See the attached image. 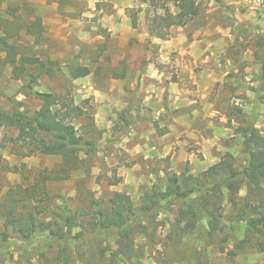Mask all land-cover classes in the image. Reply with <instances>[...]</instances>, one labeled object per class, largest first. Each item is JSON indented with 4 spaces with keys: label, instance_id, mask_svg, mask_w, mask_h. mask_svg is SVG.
I'll return each mask as SVG.
<instances>
[{
    "label": "rangeland",
    "instance_id": "1",
    "mask_svg": "<svg viewBox=\"0 0 264 264\" xmlns=\"http://www.w3.org/2000/svg\"><path fill=\"white\" fill-rule=\"evenodd\" d=\"M96 1L0 0V36L20 55L53 67L50 76L40 66H26L15 79L0 51V113L16 105L33 114L41 102L31 90L57 94L85 111L73 123L88 142L77 163L62 156L24 158L8 142L17 129L0 126V264H264L262 238L244 224L224 225L225 235L207 241L197 229L185 231L177 223L182 202L139 211L143 196L165 190L170 177L196 178L222 160L240 172V189L235 195L234 185H221L210 212L237 215L232 200L239 206L264 200V185L255 190L242 174L245 130L264 137V15L254 0H114L146 32L147 20L163 14L162 6L173 14L178 6L197 12L170 29L171 47L144 43L121 49L101 27L100 20L112 13L109 3ZM38 18L42 31L28 34L27 26ZM139 65L140 72L151 65L153 73L143 79L135 74ZM78 67L92 75L80 78ZM170 83L180 86L183 101L169 99ZM36 180H44L45 188ZM33 187L40 202L31 206L41 212L34 241L15 228L5 232V207L14 215L32 211L25 204ZM117 192L129 196L137 214L138 223L126 216L129 238L118 229L99 234L78 224L62 240L66 244L48 239L45 226L62 228L54 222L63 207L84 223L106 210ZM201 225L209 230L205 219Z\"/></svg>",
    "mask_w": 264,
    "mask_h": 264
},
{
    "label": "trees",
    "instance_id": "2",
    "mask_svg": "<svg viewBox=\"0 0 264 264\" xmlns=\"http://www.w3.org/2000/svg\"><path fill=\"white\" fill-rule=\"evenodd\" d=\"M156 1L154 0L153 3ZM161 8L164 10L163 14H154L152 18L147 20V32L149 36L162 40H167L170 37V29L173 26L185 25L188 21L187 15L194 16L197 13L191 7L178 6L180 11L177 14L171 13L164 6ZM132 26L136 27L135 18L132 20ZM42 29L40 19L27 26L28 34L32 35L42 31ZM0 51L4 53V62L11 68L12 76L15 79H19L24 74L26 66H40L44 69L46 75L51 76L53 74V67L46 66L37 58L20 55L18 48L9 43L5 36H0ZM78 73L81 77H85L89 74V70L88 68L78 67ZM31 94L41 102L40 108L33 114L22 111L16 105H14L11 112L0 113V126L13 127L18 131L15 138L8 140L15 147L16 155L24 158L37 155L62 156L69 157L77 163L78 155L82 153L85 145L88 146V142H84L83 137L77 134L73 121L84 116L85 111L78 106H69L62 96L57 94L32 90ZM244 145L248 149V156L242 174L249 175V184L252 185V188L261 190V185H264V137L251 129L245 130ZM234 169L232 163L229 164L222 160L196 178L184 177L180 182L178 178L170 177L165 190L154 191L143 196L139 211L148 214L163 203L182 202L183 207L179 210L177 223L179 225L184 224L183 230L197 229L207 238V241H214L217 237H221V234L225 235L222 226L235 222L244 224L247 228L252 229L254 233H258L263 244L264 200L258 203L245 202L241 206L238 205L239 203L236 200H232L231 203L236 209L238 208V214H229L227 217L215 216L208 207L211 205V198H215V195L217 198L219 197L217 191L221 189V185L226 188L234 185L232 192L235 195L238 193L240 184L236 178L239 171ZM215 179L217 182H213ZM190 181H193V185L190 184ZM35 183L36 185L41 183L42 188H45L44 180H36ZM23 190L24 192L30 191L29 189ZM35 190H37V187L32 188L33 194L28 198V203L25 204L26 207L29 206V209L32 208V211L29 210L25 214L14 215L15 210L13 208L5 207L8 210L5 232L9 228H15L14 231L23 233L22 237L24 239L33 240V235L39 227L36 220L41 214L37 210V206L35 208L31 206L34 201L40 202V195L37 197ZM61 212L56 216L54 225L62 223V228L54 230L48 224L45 226L46 230L49 231L48 239L60 238L61 241L66 240V238L70 239L68 231L77 227L78 224L90 226L91 229L100 231L99 234L118 229L125 238H129L130 226L127 223L129 221L126 216L134 217L131 222L138 223L135 220L137 214L133 211L129 196L120 192L115 193L109 200V207L106 210L95 212L92 218L84 223L76 221V214L66 207H63ZM203 219L207 221L209 230L201 225ZM21 222H24L22 226L20 225ZM138 228L141 229L142 233H145L146 228L142 226ZM225 240L226 237L223 236L222 242L224 243ZM63 244L66 243L63 242ZM62 264H68V262H62Z\"/></svg>",
    "mask_w": 264,
    "mask_h": 264
},
{
    "label": "crops",
    "instance_id": "3",
    "mask_svg": "<svg viewBox=\"0 0 264 264\" xmlns=\"http://www.w3.org/2000/svg\"><path fill=\"white\" fill-rule=\"evenodd\" d=\"M97 1L109 3L108 7L112 9V13H110L109 15L108 14L104 15L102 20H100L101 27H103L105 31L108 33V37H110V39H113L114 41L118 42L121 49L129 48V46L134 47V48L139 47V46H142L141 44H144V43H150V45L151 44L157 45L158 47L160 46L162 48H167L169 46L171 47L174 39H171L170 41L169 40L164 41L162 39L149 36V34L143 28L137 29V24H136V27H133L132 21L126 16V13H125L126 7H122V4H120L119 2H116L114 0H97ZM97 1L96 3H98ZM139 23H141V19L139 20ZM103 47L105 48V46ZM106 59H109L108 54L106 56ZM139 67L140 65L138 66V69L135 70V74L139 75L140 73H142L141 75L143 79L147 77L148 74L153 73V68L151 67V65H149L148 69L143 72H140ZM88 70H89V74L86 75L85 77L92 75L89 68ZM116 73L114 74L115 78H122L121 80L124 79L123 76H117ZM85 77L80 76V78H85ZM123 82H125V80H123ZM175 89L178 90L177 96L174 94ZM169 92L171 93L169 96V99L175 98L176 102L174 103L181 102L180 100L182 99L180 98V96L184 95V92H181L179 85H177L176 83H170Z\"/></svg>",
    "mask_w": 264,
    "mask_h": 264
},
{
    "label": "built area",
    "instance_id": "4",
    "mask_svg": "<svg viewBox=\"0 0 264 264\" xmlns=\"http://www.w3.org/2000/svg\"><path fill=\"white\" fill-rule=\"evenodd\" d=\"M254 9L264 15V0H254Z\"/></svg>",
    "mask_w": 264,
    "mask_h": 264
}]
</instances>
